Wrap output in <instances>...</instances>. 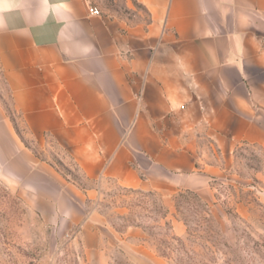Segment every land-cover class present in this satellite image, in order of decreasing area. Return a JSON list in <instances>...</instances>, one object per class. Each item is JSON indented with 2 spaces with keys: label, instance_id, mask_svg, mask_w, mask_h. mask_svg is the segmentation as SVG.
Returning a JSON list of instances; mask_svg holds the SVG:
<instances>
[{
  "label": "crops",
  "instance_id": "obj_1",
  "mask_svg": "<svg viewBox=\"0 0 264 264\" xmlns=\"http://www.w3.org/2000/svg\"><path fill=\"white\" fill-rule=\"evenodd\" d=\"M138 1L143 16L124 19L91 14L89 0H0L11 109L96 185L81 188L38 158L1 98L0 172L57 224H81L87 255L117 236L85 209L104 181L163 196L205 191L239 148L264 157V0Z\"/></svg>",
  "mask_w": 264,
  "mask_h": 264
},
{
  "label": "rangeland",
  "instance_id": "obj_2",
  "mask_svg": "<svg viewBox=\"0 0 264 264\" xmlns=\"http://www.w3.org/2000/svg\"><path fill=\"white\" fill-rule=\"evenodd\" d=\"M89 1L116 18L134 19L144 13L138 0ZM0 87L7 114L38 158L81 188L96 185L80 174L66 149L55 143L42 145L25 131L10 107L9 90L4 89L1 75ZM190 192L192 200L201 204L198 210L203 207L207 212L183 204L185 197L189 199V190L147 195L104 181L97 201H86L85 209L98 211L117 236L105 234L98 253L87 255L79 233L81 224L67 228L57 224L50 207L35 204L28 191L0 172V264H175L160 255L157 245L165 222L183 239L187 227L198 229L202 225L213 230L204 234L203 241L195 237L190 243L184 240L192 250L185 264H264V157L259 150L239 148L229 171L212 181L209 190ZM180 193L185 197L178 196ZM160 204L168 210L165 219H160L164 212L158 209ZM119 217H129L144 226H129L140 228L141 238L123 239L129 227L124 229Z\"/></svg>",
  "mask_w": 264,
  "mask_h": 264
},
{
  "label": "trees",
  "instance_id": "obj_3",
  "mask_svg": "<svg viewBox=\"0 0 264 264\" xmlns=\"http://www.w3.org/2000/svg\"><path fill=\"white\" fill-rule=\"evenodd\" d=\"M129 190L137 191V192L147 194V195L151 194V192H143V191L133 190V189H129ZM178 196H180L181 198L185 197L184 193H180ZM192 196H194L193 193L189 191V199L185 197L184 200H182V202L183 204L187 205L188 208H193L195 211H197L199 209L198 207L201 204L196 200H192L193 199ZM158 206H159L158 207L159 210L160 209L164 210V212L160 216V219H165L167 217L168 210L165 207H162L161 204ZM200 210L207 212L203 207H201ZM119 220H121L122 223H125L124 229L128 228L129 226H139L142 228L144 227L140 223H137L136 221H134L133 219H129V217L128 218L119 217ZM165 225L167 226L165 227L164 231L163 232L160 231V233H158L159 237H158L157 245L161 248L160 255L165 258H169L170 260L175 262V264H185L184 262H187L188 260L191 259L192 250H191L189 243L191 242L192 238L195 237L199 241H203V239H205L204 234L207 233V231L212 230L209 227H206V229L204 227L202 228V225H200L198 229H191L190 227L189 228L187 227L186 237L185 239H183L172 233L171 225L168 222H165ZM184 240L189 241V243H186Z\"/></svg>",
  "mask_w": 264,
  "mask_h": 264
},
{
  "label": "built area",
  "instance_id": "obj_4",
  "mask_svg": "<svg viewBox=\"0 0 264 264\" xmlns=\"http://www.w3.org/2000/svg\"><path fill=\"white\" fill-rule=\"evenodd\" d=\"M89 11L91 14L100 15V10L97 9L96 7L89 8Z\"/></svg>",
  "mask_w": 264,
  "mask_h": 264
}]
</instances>
